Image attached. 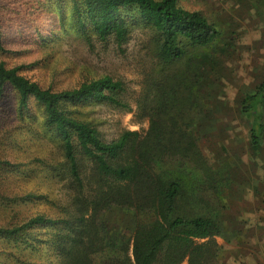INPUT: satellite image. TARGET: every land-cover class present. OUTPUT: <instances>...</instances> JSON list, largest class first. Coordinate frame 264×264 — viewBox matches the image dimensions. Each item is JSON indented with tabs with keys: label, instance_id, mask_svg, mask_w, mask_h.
Listing matches in <instances>:
<instances>
[{
	"label": "trees",
	"instance_id": "obj_1",
	"mask_svg": "<svg viewBox=\"0 0 264 264\" xmlns=\"http://www.w3.org/2000/svg\"><path fill=\"white\" fill-rule=\"evenodd\" d=\"M72 1L71 18L88 42L96 37L122 46L137 26L154 33V69L137 101L149 129L144 136L126 130L108 141L67 108H127L119 99L122 81L102 77L54 91L23 76L21 67L0 62V89L12 86L22 117L32 100L42 107L44 128L59 139L68 165V201L60 215L0 228V236L18 239L36 227L52 229L48 243L60 264H221L216 238L227 235L223 211L230 175L202 147L213 126L202 114L212 113L214 98L205 93L216 88L220 30L179 0ZM262 105L264 80L242 102L243 112L255 120L249 136L257 150L264 144ZM82 160L91 164L89 172L82 171Z\"/></svg>",
	"mask_w": 264,
	"mask_h": 264
},
{
	"label": "rangeland",
	"instance_id": "obj_2",
	"mask_svg": "<svg viewBox=\"0 0 264 264\" xmlns=\"http://www.w3.org/2000/svg\"><path fill=\"white\" fill-rule=\"evenodd\" d=\"M72 4V0H0V62L21 67L23 76L54 91L102 77L122 81L125 90L119 99L127 108L110 103L67 108L90 121L108 141L126 130L146 135L149 121L139 113L137 101L145 76L154 69V33L137 26L122 46L96 37L88 42L75 28ZM179 5L204 14L222 34L212 74L216 88L205 93L214 98L212 113L202 114L213 121L212 132L205 131L209 135L207 145L202 144L204 152L215 167H228L230 175L223 211L227 235L216 238L220 262L263 264V234H252L255 228H250H263L264 145L259 150L251 146L255 120L243 112L242 102L264 80V0H179ZM31 102L29 113L22 117L12 86L0 89V228L19 227L38 215L56 218L68 201L62 146L44 128L42 107ZM260 108L264 114V106ZM81 165L82 171H90V163L82 160ZM51 231L36 227L18 239L0 236V264H60L56 249L48 243ZM235 246L243 250L239 263L228 258L238 250Z\"/></svg>",
	"mask_w": 264,
	"mask_h": 264
},
{
	"label": "crops",
	"instance_id": "obj_3",
	"mask_svg": "<svg viewBox=\"0 0 264 264\" xmlns=\"http://www.w3.org/2000/svg\"><path fill=\"white\" fill-rule=\"evenodd\" d=\"M263 122H264V118H263ZM263 125H264V123H263ZM264 145V144H263ZM255 228V231H252V234H263V239H262V241H263V264H264V196H263V228L262 227H259V228H257V230H256V227H252V228H250V229H254ZM246 231H247V229H245ZM248 234H249V231H248ZM238 235V234H237ZM236 237V235L235 236H233V238H232V240L231 241H234V238ZM245 238V237H244ZM244 238H243V240H244ZM223 239H224V237H223ZM237 241H239V238H237L236 239ZM227 242H228V240H226ZM230 241V242H231ZM230 242H229V244H230ZM219 244V243H218ZM243 244V243H242ZM247 245V244H246ZM241 246H243V245H241ZM250 246V248H251V253H253L252 251H254V249L252 248V246L251 245H249ZM254 247H256L255 245H253ZM244 247V246H243ZM234 248H238V250H236V253H234L233 255H228V258H230L231 260H234V262L235 263H239V259H241V257H242V255H241V253H243V250H242V248H240V247H238V246H235ZM232 251V250H231ZM246 257H248L249 256V254L248 255H245ZM252 256V255H251ZM221 258H222V256H221ZM226 258H227V255H226ZM230 259H227V260H230ZM252 264H255V262H252Z\"/></svg>",
	"mask_w": 264,
	"mask_h": 264
}]
</instances>
